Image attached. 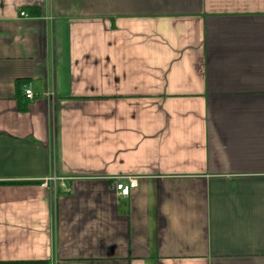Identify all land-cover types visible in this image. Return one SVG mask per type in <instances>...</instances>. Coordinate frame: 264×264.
<instances>
[{
  "label": "crops",
  "instance_id": "obj_1",
  "mask_svg": "<svg viewBox=\"0 0 264 264\" xmlns=\"http://www.w3.org/2000/svg\"><path fill=\"white\" fill-rule=\"evenodd\" d=\"M40 260L264 264V0H0V262Z\"/></svg>",
  "mask_w": 264,
  "mask_h": 264
},
{
  "label": "built area",
  "instance_id": "obj_2",
  "mask_svg": "<svg viewBox=\"0 0 264 264\" xmlns=\"http://www.w3.org/2000/svg\"><path fill=\"white\" fill-rule=\"evenodd\" d=\"M21 14L27 16L26 12ZM25 96L30 100L35 99V93L31 87L25 89ZM52 179L57 181V178L54 177L45 179L43 183L46 185ZM138 180V176H119L115 179L116 190L123 196H130L134 188L138 186Z\"/></svg>",
  "mask_w": 264,
  "mask_h": 264
},
{
  "label": "trees",
  "instance_id": "obj_3",
  "mask_svg": "<svg viewBox=\"0 0 264 264\" xmlns=\"http://www.w3.org/2000/svg\"><path fill=\"white\" fill-rule=\"evenodd\" d=\"M44 261H10V262H0V264H36L43 263Z\"/></svg>",
  "mask_w": 264,
  "mask_h": 264
}]
</instances>
